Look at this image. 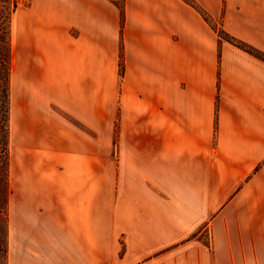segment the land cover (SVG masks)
Returning a JSON list of instances; mask_svg holds the SVG:
<instances>
[{
    "label": "crops",
    "instance_id": "1",
    "mask_svg": "<svg viewBox=\"0 0 264 264\" xmlns=\"http://www.w3.org/2000/svg\"><path fill=\"white\" fill-rule=\"evenodd\" d=\"M193 1L229 40L183 0H31L61 143L10 184L7 264H264V0Z\"/></svg>",
    "mask_w": 264,
    "mask_h": 264
},
{
    "label": "rangeland",
    "instance_id": "2",
    "mask_svg": "<svg viewBox=\"0 0 264 264\" xmlns=\"http://www.w3.org/2000/svg\"><path fill=\"white\" fill-rule=\"evenodd\" d=\"M31 3V0H30ZM19 8L12 18L11 52V110H10V169L9 188L21 178L47 176V163L57 162L58 154L50 153L61 143L58 137L57 91H38L28 88L29 79L24 72L25 59L22 52L25 38L21 16L30 5ZM209 16V15H208ZM211 28L216 37L227 38L211 17ZM24 39V41H23ZM104 131L99 130V134ZM98 144L104 145V136H99ZM10 212V205H9Z\"/></svg>",
    "mask_w": 264,
    "mask_h": 264
},
{
    "label": "trees",
    "instance_id": "3",
    "mask_svg": "<svg viewBox=\"0 0 264 264\" xmlns=\"http://www.w3.org/2000/svg\"><path fill=\"white\" fill-rule=\"evenodd\" d=\"M183 1L195 8L205 21H210L207 13L199 8L193 0ZM29 3L30 0H0V264H7L9 245L11 24L13 15L19 8L27 6ZM231 43L240 48L243 47L235 41H231ZM244 49L250 54L260 56L255 50Z\"/></svg>",
    "mask_w": 264,
    "mask_h": 264
}]
</instances>
